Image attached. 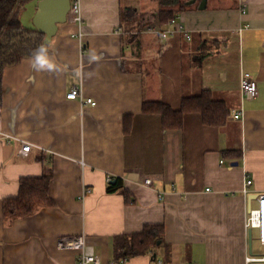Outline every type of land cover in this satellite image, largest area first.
<instances>
[{
	"label": "crops",
	"instance_id": "obj_1",
	"mask_svg": "<svg viewBox=\"0 0 264 264\" xmlns=\"http://www.w3.org/2000/svg\"><path fill=\"white\" fill-rule=\"evenodd\" d=\"M38 1L21 13L29 28ZM80 2L81 25L59 23L49 43L52 68L32 57L0 73V264H77V251L58 243L80 233L101 264H247L261 252L246 218L264 194V0ZM167 8L182 30L161 19ZM245 77L257 81V96L241 90ZM75 85L96 103L69 99ZM205 89L230 110L220 126L191 112L181 128L165 129L161 114L142 108L163 100L177 110ZM41 175L50 177V204L6 217L20 177ZM112 178L122 184L109 192ZM151 224L161 227L158 243L118 257L117 237Z\"/></svg>",
	"mask_w": 264,
	"mask_h": 264
},
{
	"label": "trees",
	"instance_id": "obj_2",
	"mask_svg": "<svg viewBox=\"0 0 264 264\" xmlns=\"http://www.w3.org/2000/svg\"><path fill=\"white\" fill-rule=\"evenodd\" d=\"M32 0H0V73L6 66H12L24 58L45 56L49 53V43L44 42L45 34L36 28H29L22 23L21 13ZM164 5L174 6L179 0H160ZM170 8L162 9L161 19L166 21L173 17L174 11ZM134 9L122 12V19L131 18ZM133 34V33H132ZM181 108L175 109L163 100H146L142 108L144 113H159L162 116L165 129L181 128L184 124L185 113L199 112L206 124H224L230 114L229 108L222 100H217L212 93L205 89L199 94L184 96ZM132 116L124 117V132L129 133L132 129ZM50 177L22 176L20 177V190L18 195L9 196L4 201L3 212L6 217H21L34 212L37 206L50 204L48 195ZM122 181L110 183L109 192H114L121 187ZM127 201L134 202L135 197L125 190ZM157 230V231H156ZM156 231V232H155ZM160 226L147 225L145 229L134 235H122L117 237L118 257L136 255L146 251L160 240Z\"/></svg>",
	"mask_w": 264,
	"mask_h": 264
},
{
	"label": "built area",
	"instance_id": "obj_3",
	"mask_svg": "<svg viewBox=\"0 0 264 264\" xmlns=\"http://www.w3.org/2000/svg\"><path fill=\"white\" fill-rule=\"evenodd\" d=\"M70 12L68 14V19L72 20L81 25L82 22V9L80 0H73L70 7ZM242 11L245 12V6L242 7ZM170 23L178 25V29L182 30L184 25L181 21H177L176 17L171 18ZM175 28L168 27L160 31L162 36H169L168 33L174 32ZM188 35V34H187ZM191 35H188L190 37ZM241 90L245 95H249L251 97L257 96L259 94L257 81L253 78H243L241 83ZM66 96L69 99L78 98L82 103L87 104H95L96 100L93 97L85 98L82 93V89L79 85H75L70 91L66 93ZM241 115V111H238L234 114L236 118H239ZM9 136V135H8ZM32 148V143L28 140H24L22 146L20 147V152L27 154ZM253 181L252 178L247 180V184ZM146 184L152 183L151 179H145ZM89 187L85 189L88 191ZM246 229L256 228V232L258 234L259 241L262 245H264V194H260L257 197V204L255 206H251V209L248 212V216L246 218ZM60 248H71L76 250L78 253L77 256V264H101V257L95 253L93 246L88 242L84 233H80L76 236L61 238L59 241ZM247 264H264V253L258 252L247 255L246 257ZM111 264H114L113 262ZM157 264H172L170 262L164 263L162 260H158Z\"/></svg>",
	"mask_w": 264,
	"mask_h": 264
},
{
	"label": "water",
	"instance_id": "obj_4",
	"mask_svg": "<svg viewBox=\"0 0 264 264\" xmlns=\"http://www.w3.org/2000/svg\"><path fill=\"white\" fill-rule=\"evenodd\" d=\"M72 0H39L37 3L36 12L33 16V24L36 29L45 34V43H50L53 36L59 30V23H64L68 20ZM237 161H235L236 163ZM111 183H116L115 178L109 179ZM251 209V207H250ZM250 246L253 244V229H249Z\"/></svg>",
	"mask_w": 264,
	"mask_h": 264
},
{
	"label": "rangeland",
	"instance_id": "obj_5",
	"mask_svg": "<svg viewBox=\"0 0 264 264\" xmlns=\"http://www.w3.org/2000/svg\"><path fill=\"white\" fill-rule=\"evenodd\" d=\"M28 15H29V17H28ZM28 15L26 14L24 16V19H23V22H22L25 25L28 22V20H30V14H28ZM32 22H33V19H32ZM252 204H253V206L256 205V199L253 200ZM253 234H254V238H253L254 248H256V249L259 248L261 250V253H264V245L260 244V242L258 240V234L256 232V229H254Z\"/></svg>",
	"mask_w": 264,
	"mask_h": 264
},
{
	"label": "clouds",
	"instance_id": "obj_6",
	"mask_svg": "<svg viewBox=\"0 0 264 264\" xmlns=\"http://www.w3.org/2000/svg\"><path fill=\"white\" fill-rule=\"evenodd\" d=\"M34 67L36 68H44V67H47V68H52L53 65L51 63H49V61L42 55H38L36 57V63L34 65Z\"/></svg>",
	"mask_w": 264,
	"mask_h": 264
}]
</instances>
